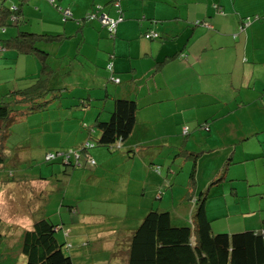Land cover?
Segmentation results:
<instances>
[{"label":"crops","instance_id":"0c3cea01","mask_svg":"<svg viewBox=\"0 0 264 264\" xmlns=\"http://www.w3.org/2000/svg\"><path fill=\"white\" fill-rule=\"evenodd\" d=\"M2 2L6 4L7 0H0V4ZM14 2L10 0V4ZM19 2L20 0L16 3ZM32 2L35 8L31 11L27 0L21 6L24 21L16 26H5L0 31V40L15 35L19 29L69 37L60 41V45L55 48L57 52L60 49L66 52L70 45V51L63 54V57L72 59H69L68 64L73 63V71L74 66L80 63L74 73L78 76L77 85L84 88L81 91L73 84V92L75 95L87 94L89 98L85 108L87 111H82L84 109L76 105L73 106V112L58 114L48 120V137L52 141L45 147L48 150L66 149L92 139L89 130L93 127L94 120L106 119L112 108L108 97L100 104L97 102L102 99L103 93L129 95L136 99L138 109L133 131L119 149H90L95 165L86 164L74 168L69 163L54 162L44 170L41 166L36 174H28L27 178H30L33 189H29L31 182L29 187L25 186L27 178L22 177V173L15 176V171L12 178H2L5 184L0 182V187L3 188L6 202L4 199L5 209L0 211V246L6 252L14 246L10 245L20 242L23 230L31 227L35 219L51 216V213L46 212L45 202L51 193L57 192L61 194L55 204L59 217L54 216L52 220L56 223L57 230L64 229L61 241L66 242L67 246L76 247L80 253H84V249L89 247L87 253L97 249L110 255H105L102 259L104 262L99 257L98 262L78 259V264H82L80 261L84 264H124L121 257L112 258L111 251L126 241L130 230L149 206L170 210L174 208L176 214L185 218L190 212V202L188 196L185 197V192L183 201L174 205L172 178H160L162 186L171 187L170 207L171 205H163L159 200L166 196V192L157 193V196L153 194L157 181L153 177H156V173L151 179L146 176L143 180L140 175L131 176V171L127 174L120 173L118 178L114 177L111 173L116 170L115 166L119 168L122 162L128 161L123 154H116L123 152L124 148L126 151H141L139 155L143 160L142 168L154 172L149 169V163L160 150H172L180 146L177 142L179 140L176 139L175 143L171 137H179L184 125L204 121L209 123L210 129L203 144L213 159L212 164L217 158L221 166L229 155L231 161H235L237 149L244 156L250 150L264 153V121L261 124L264 118V21H253L245 31L233 37L243 16L264 13V0H120L125 19L117 25L114 37H109L107 30L98 22H86L81 26L76 25L73 20L62 19L61 22V12L47 0ZM56 2L62 8H69L75 18L84 15L95 4L101 5L102 11L109 16L117 15L111 0ZM196 20H205L211 27H206L204 23L195 25ZM147 30L158 33L160 37L145 38L142 33ZM39 42L42 43H37L39 47L48 55L52 51L56 52L53 47L58 41ZM79 55L83 58L82 63ZM1 56L0 93L22 88L37 76L40 62L35 55L4 49ZM109 58L114 73H117L115 75L123 80L118 85L104 80L109 76V71L103 69ZM81 72L87 74L84 82L79 78ZM5 82L8 85L4 87L2 84ZM92 110L95 114H92ZM146 110L147 113H144ZM169 114H172V121L169 120L170 131L160 134L167 136L165 142L161 140V144H153L154 138H149L147 125L152 120L151 115L162 119L161 115ZM189 120L195 122L190 123ZM82 123H86L89 130L82 127ZM31 124L28 126L35 127ZM137 126L141 129L136 130ZM189 128L191 130L190 126ZM255 133H258L257 136ZM93 134L97 137L99 131L95 128ZM156 135L159 136L158 133ZM140 144L145 146L139 149ZM183 145L187 147V142ZM155 147L159 149H154ZM213 154L224 156L214 158ZM176 162L179 164L178 159ZM134 164V159H131L130 166ZM183 165L184 162L181 166ZM53 176L56 178L55 184H51ZM6 179L20 181L18 186H21L22 193L25 191L28 201L33 196L43 198L36 206L28 204L29 209L33 206L28 216L23 217L20 210H10L17 195L12 192L14 183L6 182ZM205 186L204 182L198 184L196 179L194 198ZM235 190L238 192L236 188ZM94 201H106L109 203L108 209H103L104 203L102 208L98 207L96 210ZM209 205L206 201V215L209 219L215 218L214 214L209 213ZM76 211L77 214H74ZM260 219L259 215L257 223H260ZM211 228L213 231L235 230V223H216L211 220ZM17 255L21 256L19 263L24 264V255L21 252H17Z\"/></svg>","mask_w":264,"mask_h":264},{"label":"trees","instance_id":"16d2710c","mask_svg":"<svg viewBox=\"0 0 264 264\" xmlns=\"http://www.w3.org/2000/svg\"><path fill=\"white\" fill-rule=\"evenodd\" d=\"M26 1L20 0L15 5L10 3L4 4V2L0 4V31L4 30L5 26H16L19 22L22 23L24 21L25 17L22 14L21 6ZM48 2L61 12L63 21L73 20L78 26L86 22H98L107 30L109 37L115 36L119 22L115 30L109 31L108 26L104 25L98 18L104 12L101 5H91L84 15L75 18L69 8H62L57 4L56 0H48ZM111 4L117 12L116 17L120 13L123 15L122 21H124V11L120 0H111ZM214 7L217 8V5H214ZM67 9L69 13H65ZM253 21H264V13L261 15L243 16L233 37L245 31ZM194 23L195 25H203L204 23L206 27H211L210 24L207 25L208 22L205 20H196ZM142 35L147 39L160 37L158 33L152 30H147ZM66 38L69 37H63L60 34H41L19 29L15 35L0 40V58H2L1 54L4 49H12L20 54L35 55L40 62L37 76L28 81L29 83L26 86L8 90L6 93L0 95V164L6 160L5 142L3 140L8 136V124H11L14 120V110L12 107L16 103H22L27 106L24 115L34 112L47 105L48 101L44 97L49 91L54 90V87L49 86L48 80L53 75L55 69L49 67L47 62L48 53L39 47L37 42L41 40L60 42ZM105 69L109 71V76L106 78L107 81L110 80L114 85H118L123 81L121 77L115 75L117 73H114L110 58L105 64ZM61 88L63 89V87ZM51 94L52 97L59 95L63 98L61 93L57 95L56 92H52ZM107 97L112 101V108L108 113V117L106 119H95L94 125L90 127V130L89 126L82 125V127L90 131L92 139H88V142L92 145L87 147L82 143L77 147H70L67 150L54 151H71L73 157L69 159L67 164L73 165L74 168L83 167L86 164L90 165L87 158L88 156L93 158L90 153V149L92 148L101 146L111 151L119 149L121 143L133 131L138 109L136 99L124 93L114 94V92L113 94L106 93L101 98L105 99ZM88 99L87 94H74L73 106L77 105L81 109H85L89 101ZM197 125L206 131L210 129L207 121L197 123ZM184 127H187L186 132H183ZM95 128L99 131L97 137L93 134ZM258 133H255V135L257 136ZM189 134V126H182L181 135L184 137V140H181L180 146L177 147L179 151L177 155L190 157L192 154L196 156V153L189 151L183 145L186 140L185 138ZM144 146L145 144H140L138 147L141 149ZM51 151H47L44 154L45 161L65 162L62 158L53 157L47 159L46 154ZM129 151L132 154L135 153V149ZM170 151L172 152V150ZM161 153L164 152L160 150L154 160L150 161V168L157 170L161 175L160 178L164 180H169V178L170 180L171 178L175 179L181 165L176 162L177 158L170 160L168 152L167 155L165 153L162 155ZM158 161L159 164H156ZM230 161L229 155L220 166L217 174L195 198L196 171L194 167L196 163L194 162L185 193V197L193 198L194 205L191 213L189 212L190 214L183 221L179 222L176 219L177 214H173L170 209L149 206L141 219L130 230L126 241L111 251L112 257H121L124 264H264V218L261 219L260 226L255 229H221L213 231L211 219L206 215L205 205L209 187L226 179L228 166L232 162ZM95 163L91 165H95ZM177 165H179V168H177ZM13 173L15 171H8L6 177L12 178L14 176ZM0 182L2 183L3 180ZM161 193L159 192V194ZM55 232L56 223L49 216L35 219L31 227L23 230L18 244L20 247L18 251L25 257L24 264H75L71 254L66 250L65 243L57 238ZM3 249L0 246V256L2 259H6V252L8 250L3 252Z\"/></svg>","mask_w":264,"mask_h":264},{"label":"rangeland","instance_id":"374dc122","mask_svg":"<svg viewBox=\"0 0 264 264\" xmlns=\"http://www.w3.org/2000/svg\"><path fill=\"white\" fill-rule=\"evenodd\" d=\"M15 2L13 5L17 4L18 0H14ZM33 0H28L29 9L32 11V8H35V5L32 2ZM48 1V0H47ZM10 3V0H7V4ZM26 2L23 3L26 4ZM12 4V3H11ZM28 7V5H25ZM65 8V7H63ZM113 17V16H110ZM61 17V22H62ZM71 21V20H68ZM74 22V21H73ZM72 28V27H71ZM73 33V28L71 29ZM62 40L61 42H63ZM42 45L41 42H37ZM51 43V42H50ZM62 44V43H61ZM57 45H60L59 42H56L54 44L53 50L56 52H53L50 55H47V62L49 65L55 69L53 75L49 78L48 84L49 86L54 87V90L49 91L48 94L45 95L44 99L48 101L47 105H45L43 108L31 112L29 114L24 115V113L27 110V106L22 103H16L13 108V122L11 124H8V136L4 138V146H5V161L0 164V181H2V178H6V175L8 174V171H16L15 176H18L20 173H22V177H28V174H36L38 172L39 167L47 168L54 164V162H48L44 160V154L47 151H55V150H67L66 149H47L46 144L52 141L48 137V133H50V125L49 121L53 117H57L58 114H69L70 112H73V97H74V88L73 84L76 85V89L83 90L82 86L77 85V78L78 76L74 73L77 65H80L78 63L74 66L73 71V63L68 64L70 58H64L63 54H65L67 51H70V45L66 52H63L62 49H60L59 52H57V48H55ZM62 56V57H61ZM80 59V62H83V58L81 55L78 56ZM88 66V63H85ZM104 70L105 67H103ZM79 78L81 79V82H84V80L87 78V74L85 72L79 73ZM107 81L106 79H104ZM112 83L110 80L108 81ZM2 85L7 86L8 83L5 82ZM63 87V89L61 88ZM6 92V91H5ZM52 92H56V94H60L63 96L60 97L55 96L52 97ZM2 94V93H0ZM104 95V93H103ZM94 101V99H92ZM97 102L100 104L103 102V99L97 100ZM112 102V101H110ZM264 110V109H263ZM82 111H87L86 109ZM95 114L92 110V114ZM147 113V110L144 112ZM172 114L169 115H161L162 119L153 118L151 115V122L148 125L149 129V138L153 139V144H161V140H166L162 132L164 131H170V125L169 120L172 121L171 118ZM191 116V114H190ZM55 121V120H53ZM264 118L262 119L261 124L263 123ZM190 123H193L195 121H190ZM32 123L31 125L35 127H29L28 124ZM144 124V123H143ZM82 125H86V123H82ZM191 127L190 134L185 138L187 142V147L189 151H192L196 153V156H193L192 154L190 157L177 155L178 154V148L174 147L172 149V152L167 148L166 150H163V152L167 155L168 152V158L174 159L177 158L179 160V164H183V166L179 165L177 168H179L177 179H173L174 186V205L178 204L181 200L183 201V193L186 192L189 180H190V173L193 168V163L195 162L196 165L194 167L195 169V177L197 179V183L204 182V184L207 186L208 182L217 174V171L220 169V161L215 159V162L212 164L211 155H209L207 150L205 149L206 145L203 144V140L205 136L207 137L208 131L201 129L197 123L189 124ZM199 127V128H197ZM141 129L140 127H136V130ZM171 130L173 131V128L171 127ZM159 134L158 137H156V134ZM200 133L202 135H200ZM180 135V133H178ZM177 134V135H178ZM177 137V138H175ZM170 138V137H169ZM174 139L176 143V139L178 143L181 142V140H184V137L182 135L173 136L171 137ZM152 144V143H150ZM101 147V146H98ZM153 149V148H152ZM154 149H159V147H155ZM47 150V151H46ZM205 152H204V151ZM166 151V152H165ZM130 153V154H129ZM139 153H142L139 151ZM138 151L133 153L131 151H126V149H123V152H120L116 155L123 154L125 158H127V162H122L121 167L115 166L116 170L112 171V175L116 178H118L120 173L131 171V176L140 177L142 180L144 177L152 178L153 174L156 172V177H153V179H157L156 181V189L153 192V194L157 196V193L159 192H166V196L164 198H160L159 200L163 205H171L172 199H171V187H164L162 184H160V173L157 170H153V168H149L154 172H148L147 169H143V160L140 157ZM164 153H161L162 155ZM212 157H219L218 154H213ZM178 156V157H177ZM224 156L221 155L220 158ZM147 160H149V157H146ZM25 159V161L21 160ZM131 159H134V166H130ZM149 162V161H148ZM147 162V163H148ZM161 162V161H160ZM231 162V161H230ZM235 162V163H232ZM229 165V170L226 174V179L219 181L217 184L210 185L207 199L208 203L210 204L209 213L213 215L215 218L211 217L210 219L218 222H225L230 221L231 223H235V229L237 227H241L240 229H255L260 226V223H257L258 216H261V219L264 218V153L262 151L257 150H250L248 151L245 156L240 152L239 149H237L235 153V161H232ZM169 163V161H168ZM156 164H159V161L156 162ZM114 165V164H112ZM148 165V164H147ZM93 166V165H89ZM162 169V168H161ZM198 170V171H197ZM44 174V172H42ZM46 178L45 176H43ZM50 177V176H49ZM48 177V178H49ZM32 178V177H31ZM6 182H12L11 179H6ZM175 180V181H174ZM25 186H28V184L31 182L30 178H27ZM56 178L53 176L51 178V184H55ZM196 181V180H195ZM5 184V182H2ZM12 183H14V188L12 189V192L15 193L17 196L15 197V200L12 202V208L10 210H20V214L23 217H26L30 214V210H32L33 206H36L39 201H41L43 198H38L37 196H33V198H30L28 201V197L25 195V191L22 193L21 186H18L20 184V181L14 180ZM11 184V183H10ZM61 184V183H60ZM29 189H33L32 182L30 183ZM184 185V187L182 186ZM1 186V185H0ZM205 186V187H206ZM204 187V188H205ZM158 188V189H157ZM163 188V189H162ZM203 188V189H204ZM235 188L238 190L235 194ZM3 188L0 187V211L5 209L4 199H5V193L2 191ZM45 193V192H44ZM149 193V192H148ZM69 192L67 193V197L69 198ZM149 196V195H147ZM10 197V196H9ZM59 197V198H58ZM61 198V194L55 192L51 193L49 195V199L45 202L46 212L51 213L50 218L54 220V216L57 218L59 217L58 210L56 209V203ZM185 198V197H184ZM158 199V198H157ZM66 200V198H65ZM6 202V199H5ZM190 202V213L193 208V198H189ZM33 204V206L29 209L28 204ZM106 203V201H94L93 204L95 205L94 208L96 210L102 208V205ZM108 204L106 203L103 209H108ZM172 207V205L170 206ZM179 208H177V211ZM172 213H176V210L174 208L171 209ZM183 212V210H182ZM4 213H7L6 211ZM74 214H77L76 212H73ZM189 213V214H190ZM178 214V213H177ZM48 215V214H47ZM75 219V218H74ZM176 219L183 220L184 217L181 215H177ZM260 219V220H261ZM29 220H31L29 218ZM180 222V221H179ZM11 226V224H9ZM63 228L56 229V236L59 240L62 238ZM63 239V238H62ZM19 241H17L15 244H12L10 246H13L11 249L9 248L8 252H6V259H2L0 256V264H20L19 261L21 260V256L17 255L18 249L20 247L17 245ZM67 246V243L65 242V247ZM89 247H86L84 249V253H80L76 247H73L71 245H68L66 247L67 252H69L72 256V259L76 264H78V259L85 260L87 259L89 262H98L99 257L101 261L105 257V251L103 250H97L92 249L88 252ZM107 257H110L109 253L106 255ZM75 258V259H74ZM114 258V256L112 257ZM82 264L83 261H80ZM87 262V261H86ZM104 262V261H103ZM117 262H119V259H117ZM119 264V263H117Z\"/></svg>","mask_w":264,"mask_h":264},{"label":"built area","instance_id":"2783aa9c","mask_svg":"<svg viewBox=\"0 0 264 264\" xmlns=\"http://www.w3.org/2000/svg\"><path fill=\"white\" fill-rule=\"evenodd\" d=\"M65 13H69L68 9L66 10ZM98 18L104 25L108 26V30L112 32L113 30H115L117 23L123 20V15L119 13V15L116 18H112V17L108 16L105 12H103L98 16ZM186 129H187V127H184L183 132H186ZM84 145L89 147L92 144H90L88 141H86L84 143ZM75 156L77 157V155H75ZM53 157L54 158L56 157L59 159L62 158L65 162H68L69 159L71 157H73V153H71V151H68V152L56 151V152H49L46 154L47 159H50ZM87 160L90 164L95 163L94 158H92L91 156H88ZM263 234H264V230H263Z\"/></svg>","mask_w":264,"mask_h":264},{"label":"clouds","instance_id":"9594fccd","mask_svg":"<svg viewBox=\"0 0 264 264\" xmlns=\"http://www.w3.org/2000/svg\"><path fill=\"white\" fill-rule=\"evenodd\" d=\"M84 126H86V125H84ZM86 141H88V140H86ZM86 141H84L83 143H85ZM51 152H54V151H51ZM64 163H67V162H64ZM57 227V226H56Z\"/></svg>","mask_w":264,"mask_h":264}]
</instances>
